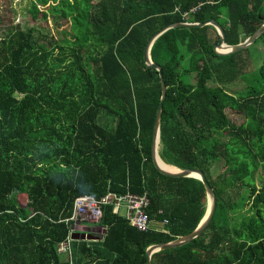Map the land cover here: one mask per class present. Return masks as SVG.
Instances as JSON below:
<instances>
[{
	"label": "trees",
	"instance_id": "16d2710c",
	"mask_svg": "<svg viewBox=\"0 0 264 264\" xmlns=\"http://www.w3.org/2000/svg\"><path fill=\"white\" fill-rule=\"evenodd\" d=\"M30 2L32 20L55 31L0 34V264H147L149 247L196 230L208 200L200 180L166 177L153 162L163 84L146 61L149 41L179 22L214 20L237 46L264 25V0ZM219 41L213 26L174 27L152 48L168 86L159 155L203 170L217 206L200 237L151 264H264V55L251 58L264 34L231 55L215 50ZM236 83L241 96L228 88ZM230 110L246 121L236 125ZM145 193L149 231L106 206L101 239L73 238L77 199ZM69 236L77 257L59 249Z\"/></svg>",
	"mask_w": 264,
	"mask_h": 264
},
{
	"label": "water",
	"instance_id": "95a60500",
	"mask_svg": "<svg viewBox=\"0 0 264 264\" xmlns=\"http://www.w3.org/2000/svg\"><path fill=\"white\" fill-rule=\"evenodd\" d=\"M206 26H213L217 32L220 35V41L215 45V50L219 54H225V55H231L238 52H241L242 50H245L252 46L263 34H264V25H262L252 36H250L248 39H246L243 43H240L237 46H232L226 43V35L223 27L216 21L211 20L205 23H189V22H179L177 24H173L171 26H168L164 28L162 31L158 32L150 41L146 49V61L149 66H155L160 72H161V78H162V84H163V98L162 103L160 105L158 115H157V121H156V127H155V137H153V144H152V157L153 162L158 169L162 173V175L166 177H174V178H196L200 180L205 188L207 193V205H206V212L205 216L200 222L199 226L196 228L194 232L191 234L181 237L177 239L176 241L162 244V245H153L148 248L147 250V264H151L152 256L160 251L169 250L173 248H178L183 245H186L198 237H200L207 229L208 226L213 218L216 206H217V200L215 196L214 189L208 182L205 173L203 170L199 168H189V169H179L176 168V171H169L163 169L160 164L159 160L162 161L164 164H166L159 155V149L161 145V139H162V119H163V113H164V105L165 101L168 97V86L165 81V75L163 73V68L161 65L157 64L152 57V48L157 41V39L165 33L170 28L174 27H195V28H204ZM168 165V164H166ZM107 230L103 229L100 226H83V227H77L75 230V234H73L74 239H101L104 234H106ZM99 233L101 236H97L96 234Z\"/></svg>",
	"mask_w": 264,
	"mask_h": 264
},
{
	"label": "built area",
	"instance_id": "2783aa9c",
	"mask_svg": "<svg viewBox=\"0 0 264 264\" xmlns=\"http://www.w3.org/2000/svg\"><path fill=\"white\" fill-rule=\"evenodd\" d=\"M106 206H113L115 214H121L122 208H125L126 214L124 216L140 232H147L152 227V222L147 214V209L150 206V199L147 193L143 195L126 194L123 196L108 194L101 200H96L93 197H81L74 203L72 220L76 221L77 227L98 224L104 216V208ZM71 241L72 236H69L60 245V251L71 255Z\"/></svg>",
	"mask_w": 264,
	"mask_h": 264
},
{
	"label": "rangeland",
	"instance_id": "374dc122",
	"mask_svg": "<svg viewBox=\"0 0 264 264\" xmlns=\"http://www.w3.org/2000/svg\"><path fill=\"white\" fill-rule=\"evenodd\" d=\"M31 2L30 0H0V34H5L11 27L15 25H19L21 28H29L32 26L40 27L41 29H51V31H55V24L52 20H32L31 15L29 13ZM251 58L256 61L257 58L262 57L264 55V45L258 44L251 50ZM230 91L236 92L241 91L240 96L247 91L245 90V85L243 83H236L228 87ZM229 115L232 121L236 125H241L246 121V117L243 114L238 112L229 111ZM228 139H225V141ZM225 163V160L222 158L218 160L213 167V175H217V173L221 170ZM257 186L262 189L264 187V175L262 169L257 172ZM18 203L20 207L27 208L28 206V197L27 195H19ZM250 209H245L244 212H247ZM121 214H126V209L122 208ZM71 252L74 253V257L79 255L78 247L75 243L70 245Z\"/></svg>",
	"mask_w": 264,
	"mask_h": 264
},
{
	"label": "bare ground",
	"instance_id": "6f19581e",
	"mask_svg": "<svg viewBox=\"0 0 264 264\" xmlns=\"http://www.w3.org/2000/svg\"><path fill=\"white\" fill-rule=\"evenodd\" d=\"M159 164L165 170H169V171H176L177 170L176 167H173V166H170V165H166L160 160H159Z\"/></svg>",
	"mask_w": 264,
	"mask_h": 264
},
{
	"label": "crops",
	"instance_id": "0c3cea01",
	"mask_svg": "<svg viewBox=\"0 0 264 264\" xmlns=\"http://www.w3.org/2000/svg\"><path fill=\"white\" fill-rule=\"evenodd\" d=\"M84 226H88V225H84ZM93 226H96V225H93ZM97 227V226H96Z\"/></svg>",
	"mask_w": 264,
	"mask_h": 264
}]
</instances>
